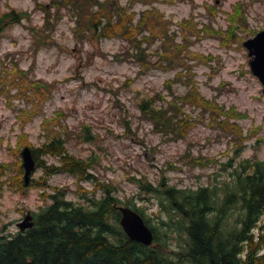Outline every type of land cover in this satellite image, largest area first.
<instances>
[{"label":"rangeland","instance_id":"374dc122","mask_svg":"<svg viewBox=\"0 0 264 264\" xmlns=\"http://www.w3.org/2000/svg\"><path fill=\"white\" fill-rule=\"evenodd\" d=\"M37 2L49 9L51 0ZM239 4L244 8L248 26L246 30L234 32L230 47L222 46L217 30L227 29L233 6ZM153 6L163 14L164 20H171V31L178 33L176 43L182 42L184 34L194 41L189 52L192 59L188 63L193 66L192 81L201 95L221 107L225 112L222 117L228 115L227 118L235 120L246 135L258 129L256 137L247 141L237 160L231 161L237 147L235 137L224 136L219 129L211 128L208 118L178 142H165L164 137L142 119L141 100L157 93L167 95L165 82L171 81L175 72L152 70L140 75L138 65L125 57L128 44L119 39L76 42L75 21L66 10L59 12L60 19L52 20L54 30L46 32L50 42L36 50V31L44 28L41 8L34 0H0V16L11 9L28 14L27 21L1 32V61L9 68L11 62L18 63L19 69L27 71L30 79L40 80L50 89L41 114L24 126L19 112L24 108V101L16 98L9 103L0 95V162H15L12 150L17 148L21 133H26L34 146H40L45 141L40 135L43 121L59 119L66 127L69 154L90 163L89 172L97 181L113 187L112 195L120 205L138 208L162 234L159 201L142 190L138 180L146 179L158 186L165 177L168 186L186 190L217 187L218 196L223 197L224 184L231 182L239 162L254 156L264 160V94L258 79L249 70L246 49L237 45L239 38H251V31L264 29V0H159ZM148 8L137 3L134 10L139 13ZM158 46L156 43L150 51L154 52ZM172 91L183 96L187 86L176 82ZM15 92L16 88L11 91ZM230 106H235L238 112H246L247 116L237 121ZM199 112V109H186L192 118L199 117ZM58 114L63 116L58 118ZM258 138L262 140L260 143H257ZM186 153L210 162L205 167L191 168ZM38 174L36 172L34 177ZM49 185L62 189L66 200L86 210L93 209L94 203L104 196L101 190L92 192L95 180H79L64 172L51 177ZM44 192L35 187L21 192L5 189L0 205V235L16 234L17 223L24 214L36 213L48 206L50 200L44 198ZM260 221L264 223V215ZM222 225L226 226L225 222Z\"/></svg>","mask_w":264,"mask_h":264},{"label":"trees","instance_id":"16d2710c","mask_svg":"<svg viewBox=\"0 0 264 264\" xmlns=\"http://www.w3.org/2000/svg\"><path fill=\"white\" fill-rule=\"evenodd\" d=\"M121 1L51 0L48 9L34 0L43 11L44 20V28L36 31L35 49L50 42L46 32L54 30L52 20L60 19L59 12L66 10L75 21L76 42L119 39L128 44L125 57L138 65L140 75L152 70L175 72L174 78L165 82L167 95L157 93L139 103L140 116L165 142L186 139L191 130L208 118L211 128L219 129L225 136H234L236 148L240 149L254 133L243 136L235 120L227 118L228 115L222 117L223 109L199 92L192 81L193 66L188 63L194 41L184 34L182 42L176 43L178 33L171 31V20H164L163 14L153 6L159 0H127L125 5ZM137 3L149 8L138 13L134 10ZM27 19L26 12L11 9L0 16V34ZM232 20L238 23L236 28L247 26L243 14L240 20L234 17ZM197 37L200 39L198 34ZM158 42L159 48L152 53L150 47ZM223 45L230 47L228 37L224 38ZM153 55L155 60L151 58ZM115 59L122 61L119 57ZM176 82L187 86L183 96L172 91ZM49 94L46 83L30 79L18 63L11 62L9 68L0 59V95L9 103L16 98L24 101V108L19 110L22 126L41 114ZM157 101L161 103L156 104ZM187 108L199 109V117H190ZM232 109L236 119L246 117ZM40 135L45 141L34 146L27 134L21 133L17 148L12 150L15 162H0V205L5 189L21 192L35 187L44 190V198L50 200L48 206L33 213L32 228L10 236L0 235V264H264V223L260 221L264 215V160L255 158L239 163L231 182L224 184L223 197L218 196L217 187L186 190L168 186L165 177L158 186L146 179L138 180L142 190L157 197L163 215L159 223L162 234L158 233L157 226H152L153 246L145 247L128 239L119 227L113 187L97 181L89 173L90 163L69 154L66 127L59 119H45ZM24 147L31 149L36 171L42 174L33 176L28 186L24 185L20 160V149ZM186 157H190L191 168L205 167L210 162L191 157L189 153ZM47 158L57 162H49ZM61 172L79 180H95L92 192L101 190L104 196L94 203L93 210L74 206L66 200L62 189L49 185L50 177ZM49 189L52 191L48 192Z\"/></svg>","mask_w":264,"mask_h":264},{"label":"water","instance_id":"95a60500","mask_svg":"<svg viewBox=\"0 0 264 264\" xmlns=\"http://www.w3.org/2000/svg\"><path fill=\"white\" fill-rule=\"evenodd\" d=\"M243 45L248 49V55L251 57L249 65L252 73L257 76L263 85L264 93V30L259 32L254 38L247 40ZM22 167L24 170V185L27 186L34 172L36 162L33 159L29 148H24L21 152ZM121 213L119 224L126 236L136 243L150 247L154 236L151 229L146 225L143 218L135 211L129 208H118ZM33 226L32 215L27 213L22 222L17 224L20 232L30 229Z\"/></svg>","mask_w":264,"mask_h":264}]
</instances>
